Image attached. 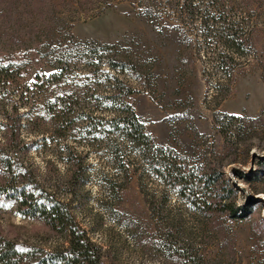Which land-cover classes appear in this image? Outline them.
<instances>
[{
	"label": "rangeland",
	"instance_id": "1",
	"mask_svg": "<svg viewBox=\"0 0 264 264\" xmlns=\"http://www.w3.org/2000/svg\"><path fill=\"white\" fill-rule=\"evenodd\" d=\"M67 32L102 57L51 82L49 48L37 45ZM0 63L12 64L0 69V152L17 179L66 206L96 264H264V0H0ZM114 75L189 191L201 204L232 191L240 216L206 218L107 123ZM54 92L69 115L54 112ZM68 239L0 199V240L33 254L23 264Z\"/></svg>",
	"mask_w": 264,
	"mask_h": 264
},
{
	"label": "trees",
	"instance_id": "2",
	"mask_svg": "<svg viewBox=\"0 0 264 264\" xmlns=\"http://www.w3.org/2000/svg\"><path fill=\"white\" fill-rule=\"evenodd\" d=\"M62 39L61 42L57 41L54 47H50L52 43L41 44V42H38L37 45L36 51L38 53H42L46 48H49L46 53L45 64L50 68V71L46 74L43 73V76L45 75L51 82L58 80V78H63V71L67 70L77 58L92 64L96 58L100 60L102 57V53H99V50L92 43L79 41L69 32ZM228 39L230 41L228 47H231L232 51L237 50L238 43H235L237 42V35L234 29H232ZM100 48L108 54L107 63L111 68L119 70L125 68L123 60L112 50V45L102 44ZM11 65L8 63L5 66L0 63V69L4 70ZM107 76L110 78L109 74ZM111 79L114 83L112 88L115 93L106 95L105 98L113 102L116 111L107 123H110L115 131L132 141L149 164L153 165L156 163L162 166L163 171L160 169L156 170L163 177L165 183L169 186H177L180 190L177 191L178 194L195 205L206 218L214 219L222 213H227L230 217L240 216L237 213L239 208L234 207L233 202L229 201L232 191H226L222 195L224 202L217 203L212 201L209 204L204 202L201 204L197 199V191H189L187 180L184 179L181 171L169 162L160 148L154 146L150 136L145 131L143 123L125 101L124 97L133 93V89L126 87V84L122 83V80L116 75L112 76ZM57 92H54L52 103L58 102L59 99L61 101L56 103L54 112L58 116L69 115L66 108L70 107H66L63 104L64 97L61 94L62 92ZM63 94H68V92ZM15 174H19V172L12 166L10 157L0 152V177L4 179V182L0 183V199L13 202L17 211L25 217L37 219L58 232H68V249L45 252L36 259L34 264H60L61 261H66L69 264H96L95 260L91 259V244L87 242L88 239L84 233L77 230L72 224V219L66 206L46 192L38 191L35 187L23 183L15 177ZM241 212L244 214L245 208ZM221 228V226H218L214 230L221 232ZM185 250L181 252L182 256L189 258L188 249ZM27 254L33 255L19 245L0 240L1 264H23L24 256L26 255L27 257Z\"/></svg>",
	"mask_w": 264,
	"mask_h": 264
}]
</instances>
